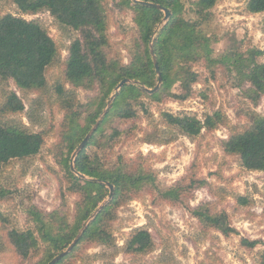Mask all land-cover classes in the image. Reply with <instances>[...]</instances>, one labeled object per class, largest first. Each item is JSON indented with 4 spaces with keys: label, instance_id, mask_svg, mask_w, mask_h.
Masks as SVG:
<instances>
[{
    "label": "rangeland",
    "instance_id": "374dc122",
    "mask_svg": "<svg viewBox=\"0 0 264 264\" xmlns=\"http://www.w3.org/2000/svg\"><path fill=\"white\" fill-rule=\"evenodd\" d=\"M119 1L105 0L111 42L108 51L109 57L128 63L138 27L132 10L120 6ZM248 2L219 0L212 9V18L205 28L217 37L218 41L214 44L216 54L231 49L242 52L250 48L264 50V12L251 13ZM189 7L187 4V9ZM7 13L41 23L57 42L60 51L58 62L48 69L47 86L41 91H21L13 80H0V110L11 91H16L25 104L22 113H0V119L22 122L29 130L45 134L40 153L14 159L0 169V186L6 190V195L0 199V210L4 216V221L0 220V264H36L39 256L23 258L17 255L8 232L13 228L36 230L32 211L46 213L65 207L64 196L73 221L79 195L69 190V149L68 143L62 140L68 129L64 125L67 106L64 104L63 107L58 99L56 86L64 82L70 45L81 33L59 25L49 11L23 14L14 0H0V16ZM185 15L191 17L194 14L186 11ZM259 60L264 62V55ZM192 65L193 70L199 73V81L194 84L189 99L179 101L164 96L161 101H156L142 98L134 104L137 110L134 118L114 116L103 126L106 135L116 129L122 132L119 136L106 141V146L89 148L90 154H99L105 166L134 159L156 178L155 184H147L137 196L118 207L117 215L111 222L115 243L111 246L87 244L80 250L74 264H258L260 252L264 250V171L247 170L237 156L224 151L223 142L232 131H242L251 126L255 116L264 117V96L254 103L243 93L249 85H238L236 73L224 67L218 66L212 74L204 61ZM66 86L74 89L70 84ZM173 91L178 93L179 85ZM119 92L116 87L97 121L112 96ZM97 95V89H76V102L72 108L82 110L90 98ZM217 111L226 117V123L219 124L212 131L204 128L195 138L167 128L161 116L162 112L190 114L204 121ZM86 116L85 112L80 118L81 126L86 125ZM152 131L155 132L151 135L152 139L158 141L146 140ZM156 132L162 133L161 139ZM193 176L204 177L208 183L190 192L186 188L191 186L195 179ZM171 187L180 189L179 200L163 196L162 192ZM240 197L247 198L248 203H241ZM108 200L109 197L104 202ZM202 204H208L213 211H226L235 232L225 235L212 228L206 230L193 215V210ZM142 227L151 231L153 249L146 254H127V239L136 228ZM242 238L262 242L251 249L242 244Z\"/></svg>",
    "mask_w": 264,
    "mask_h": 264
},
{
    "label": "trees",
    "instance_id": "16d2710c",
    "mask_svg": "<svg viewBox=\"0 0 264 264\" xmlns=\"http://www.w3.org/2000/svg\"><path fill=\"white\" fill-rule=\"evenodd\" d=\"M140 1L168 8L171 17L160 27L165 17L162 9L135 0H120V6L132 10L133 20L138 27L134 49L131 50L129 62L125 63L122 59L109 57L111 42L105 0H14L23 14L49 11L59 25L81 33L70 45L65 61L64 82L56 86L58 99L63 107L64 104L67 106L64 125L68 129L62 140L68 143L69 163L71 155L96 123L120 82L131 78L141 83L125 84L122 87L104 120L77 156L76 170L88 178H82L67 164L71 181L69 190L79 195L73 221L64 196L65 207L46 213L32 211L36 230H9L8 238L17 255L23 258L39 256L36 264H48L73 242L85 221L109 197L111 190L105 182L115 186L114 196L90 222L73 250L56 264H74L80 250L89 243L113 245L115 237L111 222L117 215L118 207L137 196L147 184L155 182L156 176L140 162L135 163L134 159L105 166L97 152L89 153L90 147L106 146V141L109 142L122 133L116 129L109 136L104 133L103 126L109 119L114 116L134 118L137 115L134 104L139 103L142 98L156 101H161L164 96L179 101L189 99L193 94L194 84L199 81V73L193 70L192 64L199 61H204L212 74H215L218 66L236 73L238 85H249L243 93L254 103H258L264 96V62L259 60L264 55V50L250 48L242 52L231 49L223 54H216L214 44L218 41L217 37L210 34L205 25L212 18V9L219 0ZM187 4L190 5L188 9ZM248 10L251 13H263L264 0H249ZM186 11L194 15L186 17ZM151 43L163 76L160 89L154 93L147 92L142 86L155 88L159 80ZM59 57L57 42L41 23L12 13L0 16L1 81L13 80L21 91H41L47 86L48 69L58 62ZM67 84L74 89H68ZM176 85H179L178 93L173 91ZM79 88L97 89L98 95L90 98L88 104L77 111L72 106L76 102V89ZM24 110L25 104L21 97L16 91H11L0 113L19 114ZM85 112L86 125L81 126L79 120ZM161 116L167 128L176 129L190 138L198 137L204 128L212 131L227 120L220 111L208 115L204 121L190 114L162 112ZM153 134V131L149 133L146 140L158 141L152 139ZM156 134L161 139L162 133ZM44 142V132L31 131L22 122L0 119V169L14 159L37 155ZM223 148L227 154L237 156L247 170L264 171V117L255 116L251 126L242 131H232L223 142ZM192 178L195 179L191 186L186 188L190 192L208 183L204 177ZM162 194L169 200H179L181 197L178 187H171ZM5 195L6 190L0 186V199ZM239 201L248 203L245 197H240ZM193 215L206 230L212 228L225 235L235 232L226 211H213L208 204H202L193 210ZM0 220L4 221L1 210ZM261 242L242 238V244L251 249ZM153 247L151 231L142 227L136 228L127 239L125 251L131 255L146 254ZM258 264H264V250L260 252Z\"/></svg>",
    "mask_w": 264,
    "mask_h": 264
},
{
    "label": "water",
    "instance_id": "95a60500",
    "mask_svg": "<svg viewBox=\"0 0 264 264\" xmlns=\"http://www.w3.org/2000/svg\"><path fill=\"white\" fill-rule=\"evenodd\" d=\"M137 2H141L142 4H145V5H149V6H154V7H157L159 9H162L164 12H165V17H164V20H163V24L162 26L166 23V21L171 17V11L166 8V7H163L162 5H159V4H155V3H150V2H146V1H140V0H135ZM151 53H152V56H153V60H154V64H155V68H156V71H157V74L159 76V83L158 85L151 89V88H148L144 85L143 88L149 92V93H154L156 92L159 88H160V85L162 84L163 82V76H162V72H161V69H160V66H159V63L156 59V55L154 53V49H153V43H151ZM130 83H133V84H137V85H141V83L139 81H136L134 79H131V78H126L124 79L122 82H120V84L117 86V91H120L122 89V87L125 85V84H130ZM115 96H112V100L114 99ZM112 100L111 102L109 103L107 109L103 112V114L101 115V117L99 118V120L96 122V124L94 125V127L91 129V131L87 134V136L84 138V140L81 142L80 146L78 147V149L76 150V152L73 154L72 156V163H71V168H72V171L75 172L76 174L80 175L82 178H88L86 175L84 174H81L79 173L77 170H76V167H75V161H76V158L77 156L79 155V153L83 150V148L85 147V145L88 143V141L90 140V138L92 137V135L95 133V131L98 129L99 125L101 124L102 120L104 119V117L106 116L108 110L111 108L112 106ZM100 182H103L102 180H99ZM106 185L109 186L110 188V195H109V200L110 201L112 199V197L114 196V192H115V186L109 182H105ZM108 201L106 202H103L102 205H100L96 211L90 216V218L87 220L86 224L83 226L82 230L80 231V233L77 235V237L75 238V240L70 244V246L63 252H61L59 255H57L51 262H49L48 264H56L62 257H64L65 255L69 254L73 248L77 245V243L80 241L82 235L84 234L86 228L89 226L90 222L93 221L95 219V217L100 213V211L104 208V206H106L108 204Z\"/></svg>",
    "mask_w": 264,
    "mask_h": 264
}]
</instances>
